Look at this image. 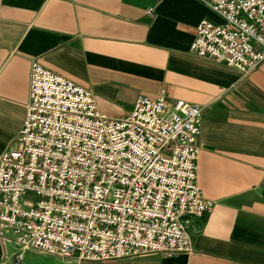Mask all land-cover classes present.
<instances>
[{
  "label": "crops",
  "instance_id": "1",
  "mask_svg": "<svg viewBox=\"0 0 264 264\" xmlns=\"http://www.w3.org/2000/svg\"><path fill=\"white\" fill-rule=\"evenodd\" d=\"M200 0H0V150L17 133L30 62L87 88L97 109L138 94L200 107L196 180L213 200L183 221L193 250L76 260L0 238V264H264V58L243 73L189 50Z\"/></svg>",
  "mask_w": 264,
  "mask_h": 264
},
{
  "label": "built area",
  "instance_id": "2",
  "mask_svg": "<svg viewBox=\"0 0 264 264\" xmlns=\"http://www.w3.org/2000/svg\"><path fill=\"white\" fill-rule=\"evenodd\" d=\"M189 50L247 73L264 58V0H200ZM200 107L138 94L109 116L91 92L32 60L17 133L0 150V238L76 260L193 250L185 214L210 208L196 180Z\"/></svg>",
  "mask_w": 264,
  "mask_h": 264
}]
</instances>
